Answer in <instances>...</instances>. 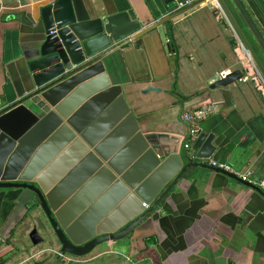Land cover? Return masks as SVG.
Listing matches in <instances>:
<instances>
[{
	"label": "water",
	"instance_id": "obj_1",
	"mask_svg": "<svg viewBox=\"0 0 264 264\" xmlns=\"http://www.w3.org/2000/svg\"><path fill=\"white\" fill-rule=\"evenodd\" d=\"M144 1L156 18L151 25L127 8L104 14L91 0L32 4L36 33L21 70L25 92L2 102L0 111V195L26 197L30 212L41 209L63 251L78 255L106 242H130L172 190L197 180L202 169L264 196V185L210 163L242 159L239 150L254 139L248 127L220 138L199 130L183 152L151 129L148 124L155 122L138 118L123 84L114 80L113 53L131 42L141 44L146 34L181 13L172 9L176 0ZM242 74L232 71L212 88L228 87ZM55 166L63 167L55 173ZM30 239L43 241L37 227Z\"/></svg>",
	"mask_w": 264,
	"mask_h": 264
},
{
	"label": "crops",
	"instance_id": "obj_2",
	"mask_svg": "<svg viewBox=\"0 0 264 264\" xmlns=\"http://www.w3.org/2000/svg\"><path fill=\"white\" fill-rule=\"evenodd\" d=\"M36 1L0 0V99L5 104L25 92L21 70L34 44L32 4ZM91 2L104 14L127 8L144 25L156 21L144 0ZM220 3L221 8L204 2L180 10L177 17L146 34L141 44L131 42L115 51L113 76L123 84L138 118L155 122L148 124L154 126L151 129L172 145L179 144L183 152L186 144L195 142L190 135L193 124L182 119L185 113L212 105L214 111L199 123V130L219 138L248 127L254 139L239 150L242 159L228 163L262 181L264 0ZM235 70L242 71V79L212 88L218 78ZM202 173L197 180L176 186L153 219L137 227L130 242H109L104 252L119 257L116 264H136L135 259L122 260L130 255L138 257L140 264H264V196L214 170L202 169ZM34 227L54 240L50 247L41 244L38 249L56 250L54 231L41 209L30 212L26 197L15 200L0 195L2 249L9 244L19 256L27 253Z\"/></svg>",
	"mask_w": 264,
	"mask_h": 264
},
{
	"label": "flooded vegetation",
	"instance_id": "obj_3",
	"mask_svg": "<svg viewBox=\"0 0 264 264\" xmlns=\"http://www.w3.org/2000/svg\"><path fill=\"white\" fill-rule=\"evenodd\" d=\"M41 234V233H40ZM41 236L43 237V241L38 243V244H33L31 246L26 247V252L32 251V249H36L37 252L41 253L43 250H39L38 247H40L41 244L47 245L46 247H50L52 244H54V240L51 238L44 237L42 234ZM53 236L55 239V242L57 243L58 247L56 250L51 249V250H45L43 251L44 253H50V256L44 257V258H36L33 256L32 258H35L34 261L31 264H89V255L93 252H87V253H80V254H75L74 252L71 251H63L62 250V244L61 241L55 232H53ZM18 251L15 250L11 245L5 244V247L2 249V252L0 254V264H6L8 263L13 256H17ZM10 255H13L9 257ZM51 259V262H49ZM95 264V263H93Z\"/></svg>",
	"mask_w": 264,
	"mask_h": 264
},
{
	"label": "built area",
	"instance_id": "obj_4",
	"mask_svg": "<svg viewBox=\"0 0 264 264\" xmlns=\"http://www.w3.org/2000/svg\"><path fill=\"white\" fill-rule=\"evenodd\" d=\"M204 2H208L210 4H212L213 6L219 7L221 8V3L220 0H176L175 1V10H184L187 9L189 7H192L194 5H196L197 3H204ZM167 45H171V40L169 38H167L166 40ZM226 75L222 76L225 77ZM3 104L2 101L0 99V111L3 109ZM214 111V107L212 105L207 106L206 108H203L201 110L192 112V113H185L182 116L183 120H186L188 122H191L193 125L191 127L190 130V135L194 138V136L197 135L198 131H199V123L210 113H212ZM190 144H186L185 147H189ZM210 163L213 166H217L219 168H222L224 170L227 171H231L234 172L239 178H241L243 181H248L250 183H253L255 185H260L263 186L264 185V180L262 181H255L254 179L251 178V173L249 172H241L237 169H234L233 167H231L229 164H224V163H219L216 160H211ZM2 245L3 241H2V237L0 236V254L2 252Z\"/></svg>",
	"mask_w": 264,
	"mask_h": 264
},
{
	"label": "rangeland",
	"instance_id": "obj_5",
	"mask_svg": "<svg viewBox=\"0 0 264 264\" xmlns=\"http://www.w3.org/2000/svg\"><path fill=\"white\" fill-rule=\"evenodd\" d=\"M123 240L119 241V243H121V245L124 243H122ZM104 246V247H103ZM118 246V244H117ZM128 246V245H127ZM125 247L124 245L122 247H120L121 249ZM109 248V244L106 242L105 244L102 245L101 248H98L96 250H94L90 255H89V264H116L117 262H119L118 260L120 259L119 257H116L114 253L111 252L107 253L104 252L105 249ZM34 249V248H33ZM49 257L50 253H44V252H37L36 249L32 250V251H28V253H25L23 255H17V256H13L10 255L9 257L13 256V258L6 264H31L35 258H32L33 256H35L36 258H44V257ZM131 257H127L126 259H122L125 260L126 262L132 263V261L135 259L136 264H140L139 263V259L138 257H134L133 255H130ZM132 261H131V260ZM51 262V259L50 261Z\"/></svg>",
	"mask_w": 264,
	"mask_h": 264
}]
</instances>
